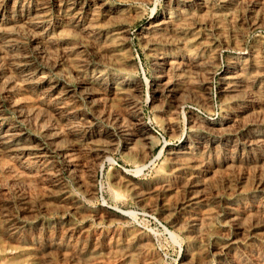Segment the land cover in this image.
<instances>
[{"label":"bare ground","instance_id":"1","mask_svg":"<svg viewBox=\"0 0 264 264\" xmlns=\"http://www.w3.org/2000/svg\"><path fill=\"white\" fill-rule=\"evenodd\" d=\"M140 12L0 0V264H162L131 210L91 206L103 188L164 222L180 264H264V0H166L136 33L150 78Z\"/></svg>","mask_w":264,"mask_h":264},{"label":"rangeland","instance_id":"2","mask_svg":"<svg viewBox=\"0 0 264 264\" xmlns=\"http://www.w3.org/2000/svg\"><path fill=\"white\" fill-rule=\"evenodd\" d=\"M106 1L111 2V3H114V4L123 3V4H126L128 6L138 7L140 9V11H141L140 12L141 13L140 16L137 19H135V20H133V21L130 22V24H129V30H130L131 36H132L131 37V42H132V45H133V49L135 50L134 52H135V54H138V59L137 60H138L139 64L141 65V69H140V72H139L138 76L140 78H143V73H145L146 77L147 78H150L151 77L150 65H149L146 57L143 55V53L141 51L140 45L138 44V39L136 37V33L141 28L144 27V25L150 19V16H152L154 13H156V15H159L161 13V10L164 7V3L166 2V0H147V1H140V0H106ZM152 9H154V12H152L153 11ZM148 16H149V18H148ZM248 36H250L251 39H253L254 37H260L264 41V29L263 28H257L255 30H252V32H250ZM143 109H144L143 110L144 115L146 117H149L151 115V111L146 106H144ZM196 109H197L196 107H194V106H192L190 104H188L186 106V112L188 110V111H192V112L201 114L202 116H205V117L210 116L207 113H205L204 111H198ZM179 121H182L181 117H180V120ZM151 127L153 128V130L155 132L158 133L160 139L164 136V134L160 130L159 126H157V125H155L153 123V124H151ZM164 139L165 140H169V138L167 136H165ZM168 142L170 143V146H174V145L177 144L178 141L177 140H173V141L171 140V141H168ZM161 145H162V142L159 143L156 146V148L154 149V153H153V156L154 157L153 156L152 157L155 158V159H153L152 157L150 158L151 159V161L149 160L150 163H148V165L145 168V170L142 171V173H140V175L138 176L139 179L149 180L152 177L153 172H154V168L160 162V160L157 159L156 156L159 153L158 151L160 150ZM113 159L117 162L115 168L122 169V167H123V169L124 168H128V169L131 168V169H133L132 167H130L128 164H126L122 160V158H121V156H120V154L118 152H116L115 154H113ZM108 170H109V166L107 165L105 167L104 171L101 173V175L100 174L98 175V178L100 179V182H102L103 184L106 181V175H107V171ZM145 172H146V174H145ZM102 190L103 191L100 193V197H99L100 200L98 198V200H96V201H94V202L91 203V206H93V207L101 206L102 205V200L104 199L105 202L107 203V204L105 203L104 206H106L110 210H118V209L114 208L115 205L116 206H121L120 208H121V210L123 209L122 211H125L126 210L127 212H130V210H131L132 214H131V216L129 215L130 217L128 216V220L130 221V224L133 225V226H135V227H137V228H139V229H141V230H143L144 232H146L148 234H150V232H151L150 235L154 239V244H156L155 247L158 250L159 254L161 255L162 264H180L179 263V260H178L179 257H178L177 254H179L178 249H179V244L181 243V241H178V240H176V241L174 240L173 241L172 239H170V237H168V233H166V230L164 229V227H165L164 226L165 225L164 222L157 221L155 219V217H151L150 218V216H152V215H149L148 216V214L141 213L142 211L139 212L140 211V208H138L130 200H126V201H123V202H117V203H115L111 199L110 195L107 193L106 189L103 188ZM133 212H135V213H133ZM134 219L136 220V223H135V220ZM163 235H165V236H163Z\"/></svg>","mask_w":264,"mask_h":264}]
</instances>
